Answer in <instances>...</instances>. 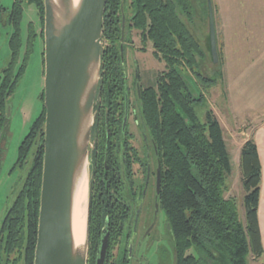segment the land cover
<instances>
[{"label":"trees","instance_id":"obj_1","mask_svg":"<svg viewBox=\"0 0 264 264\" xmlns=\"http://www.w3.org/2000/svg\"><path fill=\"white\" fill-rule=\"evenodd\" d=\"M24 3L35 7L42 29L37 33L34 24L29 23L23 44ZM193 6L197 13L207 14V0H107L98 81L104 106L92 126L90 140L93 149L87 264H95L105 224L108 245L104 264H128L123 236L129 230L131 215L130 206L120 195L125 168L119 155L131 149L126 139L118 141L111 117L119 101L122 107L120 28L122 15L126 19L127 11L128 29L138 32L143 43L149 42L153 57L165 64L164 71L141 92L140 117L144 134L153 145L155 165L160 168L157 201L170 226L174 264H248L249 256L257 261L264 253L258 222L261 163L256 144L249 138L239 153L242 223L236 200L225 197L231 163L222 127L212 109H207L204 120H200L195 109L205 101L204 93L218 82L221 61L218 59L216 72L201 73L202 67L208 70L210 64L214 69L217 66L207 59L190 30ZM2 21L12 28V33L8 40L10 59L0 75V129L6 121L8 100L25 72L34 42L38 37L43 40V0H14L9 10L0 4V24ZM207 45L209 51V42ZM184 72L195 79L197 88L191 86ZM44 122L43 106L18 147V166H23L34 150L23 186L2 221L0 264H33ZM129 158L128 166L133 161L132 156Z\"/></svg>","mask_w":264,"mask_h":264},{"label":"water","instance_id":"obj_2","mask_svg":"<svg viewBox=\"0 0 264 264\" xmlns=\"http://www.w3.org/2000/svg\"><path fill=\"white\" fill-rule=\"evenodd\" d=\"M106 3L107 0H43L44 154L33 264H87L89 175L93 149L90 140L97 117L94 105L100 78ZM207 10L209 51L213 64L217 66L215 24L210 0H207ZM9 114L10 106L5 116L7 120ZM86 164L89 187L85 244L78 246L72 213L74 193L83 178ZM156 174L157 199L160 189L159 166ZM155 205L157 208L158 203ZM106 226L102 230L95 264L105 262L108 245Z\"/></svg>","mask_w":264,"mask_h":264},{"label":"rangeland","instance_id":"obj_3","mask_svg":"<svg viewBox=\"0 0 264 264\" xmlns=\"http://www.w3.org/2000/svg\"><path fill=\"white\" fill-rule=\"evenodd\" d=\"M14 0H0V4L9 10L13 4ZM213 18L215 24V37H216V46L218 59L221 61L220 51H221V41H224V27L222 17L225 18V22L230 19V22L227 24L228 30V40H230V35L234 36L235 44L230 43L231 47H241V37L235 36L233 28L236 25V18H242V32L246 35V42L248 32L247 28L251 26L252 19L256 16H261L264 13V0H210ZM129 3V0H128ZM223 13V14H222ZM127 18H129L130 12L127 11ZM29 23L34 24V28L37 33H40L41 26L37 17V11L33 5H28L24 3L23 5V18L21 22V32L23 38V44L26 37V30ZM44 25V24H43ZM190 30L197 40L200 48L203 50L208 60H211V54L208 51V10L207 14L197 13L194 6L192 9V21L190 22ZM232 27V31H231ZM245 27V28H244ZM12 33V28L9 25L0 24V75L2 70L6 67L10 59V50L8 46V40ZM236 33H239L236 32ZM242 35V34H241ZM125 37L128 39V42L125 43V53L129 55V58L132 59V56L135 55L140 67V72L142 74V83L145 86L151 85L154 77L164 71L165 64L164 62L156 60L153 55V48L149 42L143 43L138 32L135 30L126 29ZM243 40V39H242ZM240 41V44H239ZM248 52L251 55V51H261L264 49V36L258 35L254 37L252 35V44H246L245 47L249 48ZM43 48L44 42L38 37L35 40L33 50L29 56L25 72L23 76L19 79L18 84L8 100V106H10V114L6 119L5 124L3 125L0 132V228L2 225V220L8 210L12 205L16 195L21 190L24 180L27 176V173L30 169L32 163V152L34 148L31 149L28 162L23 166L16 165L18 147L29 132L30 127L34 120L41 113L43 108L42 93L44 91V64H43ZM248 57V56H247ZM235 59V58H234ZM233 59V60H234ZM240 59L243 63L240 65V70L244 69L247 71L246 76H258L259 68L249 69L252 62H248V58L244 54H241ZM250 61V60H249ZM209 69L206 70L202 67L201 73L204 75H209V72H216L218 67L214 69L212 64L208 65ZM220 72H221V62H220ZM131 75L133 72H130ZM184 74L187 76V79L191 86L195 89L197 88V83L195 79L189 74ZM220 73L218 75V83L220 80ZM235 76V73L233 72ZM214 76V75H213ZM213 78V77H212ZM143 85V86H144ZM258 86L259 84H254ZM197 91V90H196ZM205 101L199 103L196 106V112L200 120H204L205 112L207 109H213L212 111L220 121L222 126L223 135L225 142L227 144V149L230 154V163H231V175L227 179L226 187L227 193L226 197H232L236 200L239 220L244 223V210L242 206V197L243 190L240 182V170H239V150H237V143L239 139L244 138L240 135L241 132L251 134L252 125L254 122L251 120H235L234 113L232 114L229 111L227 106H222L218 102H222L220 88H216L211 93L205 92ZM7 107H6V116H7ZM264 119V117H263ZM130 130L133 133L135 140L134 145L140 148L142 144V130L139 126L135 127V122L130 120ZM246 137V136H245ZM247 138V137H246ZM150 146V144H149ZM151 148V146H150ZM151 151L152 162L155 161V156ZM136 166L134 167V169ZM165 225V215L162 210L158 211V225L160 232L158 238L160 239L159 245L164 252H161V259L164 261L169 260L171 262V252H172V239L166 233L161 231ZM152 249L145 250L144 247L139 249L135 255L140 258L143 256L146 261H150L151 264L154 263V258L151 256ZM248 264H255L250 256L248 257ZM259 262V261H258ZM131 264H142V262L134 263L131 261Z\"/></svg>","mask_w":264,"mask_h":264},{"label":"flooded vegetation","instance_id":"obj_4","mask_svg":"<svg viewBox=\"0 0 264 264\" xmlns=\"http://www.w3.org/2000/svg\"><path fill=\"white\" fill-rule=\"evenodd\" d=\"M3 19H5V17H2V20ZM127 20L128 18L126 14V19L124 16L123 25L121 20L120 28V64L123 84L122 107L120 106L121 102L119 101L117 103L119 104V106H117L111 114L112 122L116 124V128H114L113 132L118 134V141H125L126 139L131 149L128 152L123 150L119 155L121 159L120 163L125 168L123 178V182L125 184L123 185V191H121L120 195L121 198L124 199L130 206L131 215L129 230L127 231V234L123 236L126 242V250L128 251V259L125 260H128V264H131V261H134V263L142 262V264H151L150 261H146L143 256H140V258H138L135 255V253L139 251V249L144 247V249L148 251L152 249L151 256H153L154 258L153 264H174L173 241L171 262H169V260L164 261L163 259H161V252H164L165 249H163L161 245H159L160 239L158 238L157 234H159L160 229L159 227H157V225L158 211L160 208L159 204L157 208L155 205L156 202L158 203V201H156V173L159 165H157L156 167V159L154 162H152L150 149L153 150V145L150 144V148L149 142L144 134V128L141 124V92L146 86L142 83L143 78L136 56L133 55L131 59L129 58V55H126L125 53V43L128 42V39H126L125 37V30L128 29ZM2 24L4 25L3 21ZM130 72H133V74L131 75ZM102 102L103 99L99 94V88L97 85L94 105V111L96 112L97 116L98 114H100L104 106ZM106 111L107 110L104 109V113L107 116ZM131 118L135 122V127L139 126L143 132V134L141 133L142 144H140V148L133 144L135 137L130 130L129 122ZM124 120L125 125L123 126ZM131 156L133 161L132 164L128 166V160ZM27 162L28 161H26L25 163ZM135 166L136 168L134 169ZM167 224L168 223L165 222L163 230L161 229V231L166 232L172 239L170 226L169 228H167Z\"/></svg>","mask_w":264,"mask_h":264},{"label":"crops","instance_id":"obj_5","mask_svg":"<svg viewBox=\"0 0 264 264\" xmlns=\"http://www.w3.org/2000/svg\"><path fill=\"white\" fill-rule=\"evenodd\" d=\"M221 17L223 21V27L225 28L223 35L224 41H221V51L219 54L221 56V75L219 83L217 82L216 85H214L209 90V93H211L216 88H220V98L223 101L218 103H220L222 106H227L229 111H231L232 114H235L233 116L235 120L241 121L249 120L251 118V120L254 122L252 125L253 128L251 130V134L249 136L248 134L244 133V131L240 133V135L244 138L239 139L240 141L237 143L236 148L240 152L244 142L249 138H252L256 144L259 154L261 163V183L258 204V222L261 242L264 250V49L261 51L259 50L258 52L253 50L251 51L250 55L248 52L250 47L241 48L245 47L246 44H252V35L254 37L258 35H262V37L264 36V13L261 14V16H256L252 19V25L247 28L249 35L247 37V42L246 35L242 32V18H236V25L233 28V32L236 34L235 36H239L243 39L240 40L242 43L241 47L239 46L237 49L230 46V43L235 44V37L230 35V40L227 38L229 30L227 24L230 22V19L225 22V18H223V16ZM238 31L239 33H236ZM241 54H244L246 58H248V62H252V65L249 69H254L256 67L259 68V75L257 77L246 76L247 71L244 69L240 70V65L243 63V61L240 59ZM233 72L235 73V76L233 75ZM254 84L259 85L255 86ZM253 262L255 264H264V253L259 260Z\"/></svg>","mask_w":264,"mask_h":264},{"label":"bare ground","instance_id":"obj_6","mask_svg":"<svg viewBox=\"0 0 264 264\" xmlns=\"http://www.w3.org/2000/svg\"><path fill=\"white\" fill-rule=\"evenodd\" d=\"M76 1V0H75ZM88 164L85 165L83 178L77 185L74 193L73 203V231L76 244L83 246L85 244V231H86V206L88 196Z\"/></svg>","mask_w":264,"mask_h":264}]
</instances>
